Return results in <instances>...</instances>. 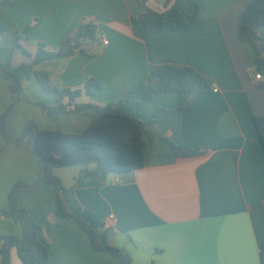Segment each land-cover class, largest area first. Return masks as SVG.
Listing matches in <instances>:
<instances>
[{"label": "crops", "instance_id": "0c3cea01", "mask_svg": "<svg viewBox=\"0 0 264 264\" xmlns=\"http://www.w3.org/2000/svg\"><path fill=\"white\" fill-rule=\"evenodd\" d=\"M167 1L0 0V25L8 34L0 37V63L32 62L21 49L10 51L11 34L18 33L22 48L35 55L40 43L56 49L80 23L94 22L98 39L86 43L84 53L35 67L49 75L53 87L82 91L76 104L117 103L123 93L146 84L160 65L187 66L205 76L211 91L196 95L181 117L164 119L166 111L179 107V93H155L142 106L138 96L125 101L135 118L157 120L147 127L157 139L145 147L142 169L100 176L91 173L92 164L53 173L75 192L85 222L105 232L132 264H264V148L255 125V118L264 117V74L256 79L257 54L239 36L241 16L254 0H198V19L190 30L147 34L139 16L146 8L166 11ZM257 33L264 38V28ZM89 80L99 84L92 87L94 95L86 93ZM23 87L24 98L57 104L58 95L44 92L35 77ZM11 102L9 81L0 77V115ZM18 111L6 122L16 138L30 121L46 131L81 134L96 114L92 109L55 121L40 108L27 112L25 102ZM163 137L184 150L207 153L179 158ZM39 174L40 165L26 148L6 144L0 157V210L8 208L16 182L32 184ZM56 198L57 187L43 183L19 199L43 227L39 239L49 248V264H126L112 252L94 249L75 219L57 217ZM2 235L22 237V227L1 215ZM11 259L23 264L16 249Z\"/></svg>", "mask_w": 264, "mask_h": 264}, {"label": "trees", "instance_id": "16d2710c", "mask_svg": "<svg viewBox=\"0 0 264 264\" xmlns=\"http://www.w3.org/2000/svg\"><path fill=\"white\" fill-rule=\"evenodd\" d=\"M141 4L147 0H139ZM168 0L167 10L159 13L150 8L139 16V22L145 32H157L169 28L175 32L190 30L196 23L200 4L198 0ZM264 28V0H254L241 16L239 36L241 41L251 42L257 57L256 71L264 74V38H252V34ZM98 26L94 22H82L76 32L66 38L56 49H50L45 43L38 45L37 52L32 55L20 45V35H10L13 44L11 52L21 49L22 53L32 58L30 64L14 67L11 61L0 63V77L9 81V88L13 102L5 114L0 117V133L5 145L16 143L27 148L30 154L40 165L38 179L32 184L17 182L8 196V208L0 210L3 217L12 218L22 227V237L10 235L0 236L1 264H12V251L17 250L18 257L23 264H49L50 254L47 245L39 237L43 227L34 221L32 216L22 207L19 199L25 191L36 189L43 183L54 184L57 187V210L55 215L63 219H75L79 227L86 232L94 249L112 252L123 258L126 264H132L130 256L123 250L111 246L105 232L91 228L82 217V205L75 192L64 187L62 181L53 173L54 169L75 165L89 166L94 164L91 171L94 175L123 174L142 169L145 164V147L157 139V136L148 131L147 127L157 122H144L135 118L124 107L127 99L138 96L139 106L148 102L155 93H179L180 105L176 110L166 111L164 119L181 117L190 110L195 103L196 95L211 91L210 81L191 67H175L160 65L154 68L146 84L125 92L117 103L110 102L105 107L91 104L79 105L75 100L82 91L70 89L59 90L50 83L49 75L35 70V67L44 61L70 57L76 53H84L86 43L97 41ZM6 29L0 25V37H5ZM3 48L0 47V50ZM35 77L40 87L47 94H57V104L47 106L37 105L43 114L55 121L67 114L82 113L87 110H96L88 128L81 134L65 133L63 131H46L41 129L35 121H30L21 137L14 138L6 127L8 117L13 113V106L22 99L23 85L26 80ZM95 80L86 83V93L94 95L92 87L98 86ZM146 86L148 88H146ZM68 98L69 104L63 100ZM255 125L262 146L264 148V117L255 118ZM176 152L179 158L201 157L207 153L205 149L195 148L184 150L169 138L163 137ZM5 145L0 146V157Z\"/></svg>", "mask_w": 264, "mask_h": 264}, {"label": "rangeland", "instance_id": "374dc122", "mask_svg": "<svg viewBox=\"0 0 264 264\" xmlns=\"http://www.w3.org/2000/svg\"><path fill=\"white\" fill-rule=\"evenodd\" d=\"M35 80V79H34ZM25 96H27V95H25ZM28 97H30L29 95L27 96V98H24V94H22V99H24V100H26V101H18L14 106H13V111L15 110V111H18V108H19V106H22V103H27V112H30V111H33V110H35V108H40L38 105H37V103H35V102H33V101H31V99H29ZM12 102H13V99H12ZM12 102H11V104H12ZM11 104L6 108V110L0 115V117L3 115V114H5L6 113V111L8 110V108L11 106ZM19 112V111H18ZM13 115V113L8 117V119L11 117ZM8 119H7V121H8ZM22 135V134H21ZM14 137V136H13ZM19 137H21V136H19ZM19 137H17V138H19ZM0 138L4 141V138H3V136H2V134L0 133ZM14 138H16V137H14ZM9 144H15V145H17L16 143H9ZM4 145H5V141H4ZM27 149V148H26ZM28 150V149H27ZM29 151V150H28ZM17 183V182H16ZM15 183V184H16ZM14 186V185H13ZM30 191V190H29ZM25 192H27V191H25Z\"/></svg>", "mask_w": 264, "mask_h": 264}, {"label": "built area", "instance_id": "2783aa9c", "mask_svg": "<svg viewBox=\"0 0 264 264\" xmlns=\"http://www.w3.org/2000/svg\"><path fill=\"white\" fill-rule=\"evenodd\" d=\"M105 44H108V42H105ZM256 79H257V80H262V79H263V75H262V73H258V74H256Z\"/></svg>", "mask_w": 264, "mask_h": 264}, {"label": "water", "instance_id": "95a60500", "mask_svg": "<svg viewBox=\"0 0 264 264\" xmlns=\"http://www.w3.org/2000/svg\"><path fill=\"white\" fill-rule=\"evenodd\" d=\"M252 38H253L254 40H257V39H258V33H257V32L253 33V34H252ZM0 216H1V213H0ZM108 235H109V233H108Z\"/></svg>", "mask_w": 264, "mask_h": 264}]
</instances>
